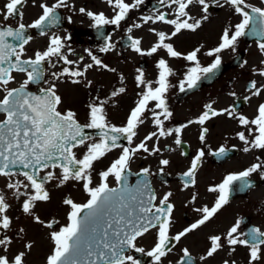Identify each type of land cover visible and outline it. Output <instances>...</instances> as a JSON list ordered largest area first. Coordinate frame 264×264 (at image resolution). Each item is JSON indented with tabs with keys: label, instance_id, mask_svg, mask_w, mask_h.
Instances as JSON below:
<instances>
[{
	"label": "snow or ice",
	"instance_id": "6c2138e0",
	"mask_svg": "<svg viewBox=\"0 0 264 264\" xmlns=\"http://www.w3.org/2000/svg\"><path fill=\"white\" fill-rule=\"evenodd\" d=\"M26 3L27 0H7L3 8H0V16L3 17V21L17 16L22 20L21 7ZM106 3L114 13L111 18L103 12L94 13L83 7L79 9V12L86 14L93 21L95 28H103L106 25L119 27L121 22L128 18L129 13L133 9H138L145 3V0H133L132 3H128L126 0H106ZM159 3L169 9H172L173 5L176 7L172 9L171 13L159 12L158 15L143 16V23L156 24L160 22L170 25L173 28L172 32L169 34L150 28L149 31L156 35L157 41L147 50L142 48L141 39L129 35L128 47L141 56H152L158 51L164 50L168 57L182 58L190 62L191 66L185 72L184 79L179 82V91L182 93L196 89L202 79L214 74L222 63L220 53L229 49L235 52L239 39L249 33L260 37L257 43L261 53H264V42H262L264 41V8L250 5L246 3V0H225V3L240 15L241 20L234 26V29L232 26H228L223 30L219 45L205 53L209 57H214L213 62L208 66H203L198 58L202 45L183 54L176 50L172 43L166 41H171L173 37L185 30L196 32L202 23L208 20L210 6L218 5L222 8L224 4H221L220 0H159ZM194 5L201 6L203 15L200 18L191 15L190 6ZM39 7L42 9V15L31 24L25 25L20 22L16 28L0 24V91L5 93L0 99V114H4V119L0 120V177L8 179L6 187L11 190L15 199L23 198L22 212L31 217L34 222L49 229H52L58 221L53 220L45 223L34 211L38 202H48L51 199L46 185L53 180L57 181V187L69 181L83 182V189L89 199L84 204L76 203L71 198L63 200V204L69 208L68 223L59 231L50 233L53 248L47 257V264H141L140 260L129 254L131 251L152 257L155 264H162V258L173 251L176 243L205 225L229 203L234 190L233 186L237 185V182H242L238 188L240 191H244L253 187L248 179L253 173L259 172L261 178L264 179V163H254L242 172L230 173L220 184L209 187V192L217 194L214 205L211 208L204 206L195 209L201 213V218L176 235H170L174 212V205L170 202V197L173 193L164 194L157 204V195L147 179H140L135 186H129L128 177L131 175V162L137 153L142 151L149 155H156L160 152V148L155 145L150 149L147 146V141H151L155 137L158 142L161 137L172 136L175 132V144L179 146L182 143L179 138L182 128L169 129L165 127V121L170 120L173 116L167 103L166 94L169 88L175 87V85L171 84L169 78L176 73L168 60L164 58L158 60L156 65L159 70L158 77L154 82L146 80L144 71L137 68L138 75L135 79L138 87L143 86V91L140 93V99L136 106L131 110L126 124L117 127L108 121L104 107L107 101L89 104L88 122L81 124L77 119L76 112L58 110L62 98L57 94L56 84L45 78V65L55 68L56 63L53 62V58H56L64 65L74 66L63 67L61 71L51 73L53 81L61 80L62 77L67 76L71 78L73 84L82 82L78 78L86 79L85 74L94 65L113 72L115 69H109L108 65L93 55L90 50L88 56L91 57L92 63L85 64L81 69L79 62L83 60V57L76 61L69 59L64 54L65 41L70 37L62 38L55 34L49 37L46 50L37 51L34 58H23L25 46L33 39L31 35H27L28 29L39 30L41 36L47 35V29L59 25L61 22L57 10L62 7H70V5L68 0H56L51 6L41 3ZM169 15H174L175 18L170 19ZM141 27L143 24L135 23L129 26L126 31L131 33L133 28ZM10 38L12 42H10ZM105 39L110 41L111 38L105 37ZM115 47L116 45L113 43H106L100 51L108 52L114 50ZM13 73H23L26 79L19 87L9 88L8 85L15 80ZM258 74L264 77V68L260 69ZM121 81H123V77H121ZM87 83L90 85L91 81ZM41 84L48 86L40 87L39 94L28 90L29 85ZM154 84L156 86H153ZM248 90L251 92V96H246V101L250 100L252 96L258 97L264 93V86L258 87L257 82L253 80L250 82ZM125 91V87H119L111 93V97H117ZM230 95L235 96L236 94L232 92ZM151 102H155L154 108L149 107ZM214 103L215 101L206 104V110L199 118L196 121H189V123L204 125L213 117L227 114L228 117L237 119L239 124L247 130V136L243 131L236 134L245 145L244 152L247 153L253 149L264 150V103L258 106L257 115L253 119L244 115L237 116L234 110L229 108L217 110L213 107ZM146 112H151L157 131L149 133L139 144L131 147L134 137L138 135L137 129L145 122ZM85 129L99 131L96 136H93ZM207 133L208 128H202L200 134L202 143L205 141ZM249 136L252 137L251 140L248 138ZM122 139L127 141L128 146L119 142ZM80 147H85L86 151L81 158H78L74 149ZM114 149L121 150L119 157L111 162L107 170L99 173L100 183L93 187L95 162L104 158ZM171 150L169 149V151ZM227 152L226 148L220 147L217 152L211 154L223 157L227 155ZM204 156L205 151L199 150L189 169L183 173V176L188 178L185 181V188L196 184V172ZM259 159L257 157V160ZM169 163L168 159L160 160L162 166H168ZM57 169H59V174H57ZM160 172H164V167L160 168ZM150 174L149 168H142L139 173H136V176L146 178ZM19 176H22L23 179H18ZM110 176L114 177L118 187L109 186L107 181ZM195 200L196 194L194 193L192 201ZM10 208L11 205L5 193L0 191V229L4 230L3 233H0V264H26V251H21L11 258L8 255L13 243L12 237L6 235L13 224L12 218L7 214ZM241 223L242 221L238 219L223 237L220 235L210 236V247L206 255L200 257V260L206 261L212 257L224 248L226 242L231 252H235L237 245L248 247L249 264L259 261L264 254V249H262L264 231L259 228H252L248 232L240 231ZM152 229L156 230L157 239L154 247L145 252V249L138 247L136 242L138 238ZM19 231L22 233L23 229ZM32 247V243L25 245L27 250ZM182 253L177 264H194V258L188 248H183ZM224 264H229V261L225 260Z\"/></svg>",
	"mask_w": 264,
	"mask_h": 264
},
{
	"label": "flooded vegetation",
	"instance_id": "af4514ba",
	"mask_svg": "<svg viewBox=\"0 0 264 264\" xmlns=\"http://www.w3.org/2000/svg\"><path fill=\"white\" fill-rule=\"evenodd\" d=\"M6 2L7 0H0V8H3ZM55 2L56 0H27V3L21 7L23 12L22 20L17 16L10 18L8 21H3V17L0 16V24L14 27H17L20 22L25 25L31 24L42 15V9L39 7L41 3L51 6ZM126 2L132 3L133 0H126ZM220 3L224 4V7L221 8L218 5L210 6L208 20L204 21L196 32L185 30L173 37L171 41L166 42L172 43L175 49L183 54H187L202 45L198 58L203 66L210 65L214 57H209L205 53L219 45L217 43L220 42L221 35L226 27L232 26L234 29V26L241 20L240 15L235 13L234 9L225 3V0H220ZM246 3L264 8V0H246ZM68 4L70 7H62L57 10L61 17V22L59 25L47 29V35L41 36L39 30L29 29L33 39L25 46V56L23 58H34L37 51L43 52L46 50L49 44V37L55 34L62 38L70 37V39L65 41L64 54L69 59L76 61L83 57V60L79 62L81 69H83L85 64L92 63L91 57L88 56L89 50L93 55L101 59L104 64L108 65L109 69H115L113 72L94 65L85 74L86 79L78 78L82 82L76 84L78 87L77 99L73 103H77V107L73 109L79 111L81 122H88L89 104L107 101L104 107L108 121L117 127L124 126L131 110L140 99V93L143 91V86H137L135 77L138 73L136 69H142L145 73V79L154 82L158 77L159 70L156 67L158 60L164 58L168 60L176 73L169 78L171 84L175 85V87H170L166 94L167 103L169 109L173 112V116L170 120L165 121V127L169 129L182 128L179 134L182 143L179 146L175 144V132H173L172 136L161 137L158 142L154 137L153 140L147 141V146L151 149L155 145L160 148V152L156 155H149L141 151L133 158L130 165L132 172H140L142 168L150 169L151 183L158 198L157 204L164 194L167 192L173 193L172 197H170V202L174 205L173 223L169 234L176 235L201 218V213L195 211V209L203 208L204 206L211 208L214 205L217 194L209 192V187L220 184L230 173L242 172L254 163H264V150L253 149L247 153L243 151L245 145L236 134L243 131L247 136L248 133L237 119L230 118L227 114H224L213 117L206 121L204 125L189 123V121H196L206 110L205 105L213 101H215L213 107L217 110L229 108L234 110L237 116L244 115L249 119L255 118L258 106L264 103V93L258 97L252 96L247 101L245 97L251 96V92L248 90L251 81H256L258 87L264 86V77L258 74L259 70L264 68V63H262L264 62V53H261L257 43L260 37L254 39L251 44H247L240 38L235 52L229 54V49L220 53L222 62H225L232 59L240 50L246 49V57L241 64L243 66L240 65L230 69L215 82H206L194 91L188 90L182 93L179 91V82L184 79L185 72L191 66L190 62L182 58L168 57L164 50H160L152 56H141L128 47L130 43L128 40L129 35L133 38L141 39V46L144 50L149 49L156 43L157 37L153 32L149 31L150 28L170 34L173 30L172 26L160 22L144 24L142 17L158 15L159 12L171 13L172 9L176 7L175 5L172 6V9H169L164 5H160L159 0H145V3L140 5L138 9H133L129 13L128 18L122 21L119 27L106 25L98 29L93 27V21L86 14L80 13L79 9L83 7L87 11L94 13L103 12L107 17L111 18L114 13L112 8L106 3V0H68ZM190 12L196 18H200L203 15L200 5L190 6ZM69 17L71 18L70 20ZM168 18L175 17L174 15H169ZM135 23H141L143 27L133 28L132 32L128 33L126 31L127 28ZM210 31L216 42L208 39ZM105 37H110V41H106ZM106 43L115 44V49L101 52L100 49ZM245 61L247 63H244ZM53 62L56 63L55 68L45 65V78L56 84L57 92L63 100L66 95L61 86L67 87L64 83L69 77L65 76L61 80L53 81L51 73L59 72L63 67L74 66L64 65L62 61H57L56 58H53ZM121 77H123V81H121ZM25 79L26 76L24 74L22 80L24 81ZM88 81H91L90 85L87 83ZM29 86L37 87L38 85ZM41 86L48 85H39V87ZM153 86L156 85L154 84ZM119 87H125V93L117 97H111V93ZM232 92L236 95H230ZM154 106L155 102L149 104L150 108H154ZM60 109L64 110L61 106ZM144 118L145 122L137 129L138 135L134 137L131 147L139 144L149 133L157 131L153 124L151 112H146ZM184 125H187V127H184ZM204 127L208 128V133L202 143L200 134ZM248 138L252 139L251 136ZM119 142L128 146L126 140L122 139ZM220 147L228 150L227 155L218 157L211 154L217 152ZM169 149L172 150L169 151ZM201 149L205 151V156L196 172V184L185 188V181L188 178L184 177L183 173L189 169L192 160ZM85 151V147L79 148V158L83 156ZM120 151V149H114L104 158L95 162L93 178H100L99 173L107 170L111 162L119 157ZM257 157L260 159L257 160ZM162 159H168L170 161L169 165H160V160ZM161 167H164L163 173L160 172ZM56 171L59 174V169ZM1 178L5 177H0V191L1 188L6 187V184H1ZM17 178L23 179L22 176ZM134 178L135 176L133 175L132 180ZM248 179L253 184V187L240 191L238 185L242 182H237V185L233 186L234 190L230 196L229 203L205 225L189 233L179 243H176L173 251L162 258V264H177L183 254V248L189 249L194 258V264H224L225 260L229 261V264H233V262L234 264H249L250 254L248 247L237 245L235 246V252H231L226 242L224 248L212 257H209L206 261L200 260V257L206 255L210 247L209 237L212 235L223 237L238 219L242 221L240 231L248 232L252 228H259L264 231V179L261 178L259 172L253 173ZM108 180L113 181V185L117 184L114 177L110 176ZM51 182H53L52 188L49 185ZM51 182L46 185L51 196L50 201H48L49 205L45 206L44 202H38L34 211L40 218L57 215L60 220L54 218L58 223L54 224L52 229L40 224L33 232L26 231L23 228L21 233L19 230L22 226L24 227L25 222L28 220L32 224L36 222L29 216H26L25 219H19L20 216L18 217L17 213L14 226L6 233L16 243L10 246V251L13 252L12 254L8 253L10 258L21 251H26V264H47V257L51 254L53 247L50 233L59 231L61 227L68 223L67 213L69 208L63 204V200L65 198L73 199L75 195L78 202L89 199L88 194L83 189V182H77L76 184L68 182L62 185V188H56L57 181L53 180ZM98 185L99 183L92 186ZM72 191L75 195H72ZM54 192L56 193L55 196ZM194 193L196 194V200L193 202L192 196ZM58 198H61L59 204H57ZM22 201L23 198H21L19 206H21ZM49 221L51 222L52 220L50 219ZM17 223L22 226L20 228L17 227ZM44 231L47 241L41 239ZM156 239V230L152 229L144 236L138 238L136 243L138 247H143L145 252H147L154 247ZM27 243H32L33 245L30 250L25 248ZM262 249H264V246H262ZM129 254L140 260L141 264H155L154 259L145 254L136 253L135 251H131ZM254 264H264V254Z\"/></svg>",
	"mask_w": 264,
	"mask_h": 264
},
{
	"label": "rangeland",
	"instance_id": "374dc122",
	"mask_svg": "<svg viewBox=\"0 0 264 264\" xmlns=\"http://www.w3.org/2000/svg\"><path fill=\"white\" fill-rule=\"evenodd\" d=\"M211 31L209 32V34H208V39L209 40H214V38L211 36ZM212 42H216V40H214V41H212ZM233 51L230 49V53L229 54H231ZM66 85V84H65ZM67 86V85H66ZM62 87V89H63V91L65 92V95H66V98L65 99H67V103H68V105H70V106H74V101H76V99H77V96H75V94H76V91H71V87H64L63 85L61 86ZM0 96H1V91H0ZM50 187L52 188L53 187V182H51L50 184ZM56 188H62V186H60V187H57V182H56ZM55 191V190H54ZM60 193V192H59ZM70 193V192H69ZM72 194H74L73 193V191H72ZM56 195V193L54 192V196ZM75 195V194H74ZM10 198H11V202H12V204H15L16 205V211L17 212H19V211H21L22 209H21V207H19V205H20V200H17V199H15L13 196H12V194H10ZM60 200H61V198H58L57 199V204H59L60 203ZM46 205L45 206H47V205H49V202H44ZM18 207H19V209H18ZM27 215H25L23 212H22V215L19 217V219H25V217H26ZM45 219H47V216H45V217H41V220H45ZM24 225L26 226V227H23L21 224H19V223H17L16 224V226L17 227H21L22 226V228H20V229H26V231L27 230H29L30 232H33L34 231V229L36 228H38V226L40 225V224H38V223H35V224H32L29 220L27 221V222H25L24 223ZM29 233V232H28ZM30 234V233H29ZM41 239H44V241H47V239H46V236H45V231H44V233H43V236H42V238ZM17 241H18V239H17ZM16 243H12V245H15ZM11 245V246H12ZM48 246H49V242H48ZM9 253H13L12 251H9Z\"/></svg>",
	"mask_w": 264,
	"mask_h": 264
}]
</instances>
